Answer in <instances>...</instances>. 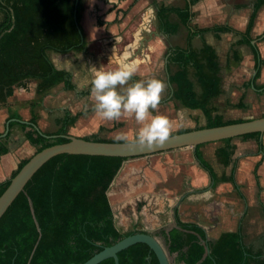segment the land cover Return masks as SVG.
Instances as JSON below:
<instances>
[{
  "label": "trees",
  "instance_id": "trees-1",
  "mask_svg": "<svg viewBox=\"0 0 264 264\" xmlns=\"http://www.w3.org/2000/svg\"><path fill=\"white\" fill-rule=\"evenodd\" d=\"M197 1L190 0L182 8L158 4L156 17L164 34L176 33L179 25L187 29L185 46L175 48L170 55L176 67L168 79L173 87L172 98L183 108L201 111L207 121L205 128L241 122L223 121L219 115L213 114L215 109L212 103L221 93L219 64L215 49L202 37L211 33L219 39L222 34H231L236 38L233 45L250 47L254 60V82L259 77L263 62L257 47L250 44V32L264 0H255L244 32L229 26L198 28L191 24L189 7ZM83 3L84 0H0V106L6 104L14 89L26 90L30 81H36L37 94L45 93L61 83L65 90L74 88L70 73L56 69L49 59V53L85 51L86 40L80 25ZM170 14L175 15L177 23L169 20ZM196 36L201 38L199 49L192 45ZM234 59L239 60L237 55H234ZM259 90L263 92L264 85ZM241 100L236 105L238 108L243 105ZM78 116L66 112L60 121V128L52 134L57 136L53 139L39 135L32 128L26 131L24 137L36 147L35 153L65 143L67 140L61 135H66L67 127ZM9 119H19V116L8 111ZM29 123L35 125V116H31ZM14 125L17 122H11L9 128ZM19 126L22 131L28 127L25 124ZM259 135L254 133L239 138H257ZM232 140H222L223 145L216 153L224 166L232 164L228 177L222 176L221 179L232 183L238 197L243 199L240 186L235 180L236 163L232 160L234 146L230 144ZM201 146L196 147L195 158L209 173L211 181H216L212 169L200 155ZM258 147L263 150L261 143ZM7 152L6 144L0 142V156ZM28 159L18 165L11 178ZM124 160L119 157L62 154L46 162L0 218V264H83L104 247L134 234V231L122 234L114 227L106 195ZM258 166L254 168L256 180ZM9 181L0 183V195ZM173 214L176 226L161 231L166 250L163 244L160 245L169 264H252L253 260L257 261L253 264H264V260H259L258 256L242 245L239 231L221 233L214 242L207 241L205 230L214 226L219 214L216 206L204 215L209 220L208 224L199 217L196 223L182 222L176 208ZM155 239L159 242L156 236ZM117 257L118 264H158L144 244H135L120 251ZM99 264H114V261L106 259Z\"/></svg>",
  "mask_w": 264,
  "mask_h": 264
},
{
  "label": "rangeland",
  "instance_id": "rangeland-1",
  "mask_svg": "<svg viewBox=\"0 0 264 264\" xmlns=\"http://www.w3.org/2000/svg\"><path fill=\"white\" fill-rule=\"evenodd\" d=\"M154 1H148L143 8L144 10L136 15L123 16L121 23H126V29L123 27L124 31L119 30L114 34L105 33L100 38L98 37V40L87 43L85 52H74L73 55L77 57L76 60L87 62L90 68L91 65H95L98 69L112 70L116 67L113 61L119 58L120 54L132 50V60L136 59L133 64L138 68L134 79L155 77L165 84L158 107L153 111L154 114L167 116L174 125H179L173 128L170 135L184 130L205 128L207 121L201 111L183 108L172 98L173 87L168 80L169 75L176 69L171 60V52L175 48L185 46L187 29L179 25L176 33L166 36L159 31L155 18L150 25L146 26L144 14L146 9L154 4ZM173 4L181 6L182 2H174ZM220 7L222 6L220 5ZM197 13L191 18V24L198 27L220 25L229 21L224 10L217 11L220 15L214 17H206ZM169 19L177 22V18L173 14ZM260 34L261 31L258 35ZM205 40L215 48L223 86L222 94L212 103L215 109L213 114L219 115L223 121H245L264 116V91L257 94L253 93L248 97L246 93L249 92V88L242 86V83L249 82L253 73L249 48L245 46L234 47L239 54V61L235 63V60L231 58V47L234 40L232 36H223L221 40H216L207 34ZM263 43L264 41L260 39L261 47ZM192 45L199 49L201 46L200 39L195 37ZM261 50L264 54V47ZM87 76L91 78V73ZM75 81L79 85V81ZM30 84L34 86L36 81H30ZM85 85L84 90H88L90 93V85L87 83ZM195 89L198 91L196 85ZM88 95L85 97L87 98ZM241 95L243 96L240 97ZM240 99H242L243 105L238 108L236 105ZM93 103L92 97H89L86 111L88 109L93 110ZM106 122L107 127L104 126L95 132H91L87 138L117 141L115 135L118 132L131 133L139 126L134 119L124 117L116 121ZM239 143L240 146H243L241 142ZM221 145H223L222 142H216V144L201 146V152L217 175L223 172L228 174L230 169V166L224 167L216 156V148ZM21 148L22 161L30 158L36 151V147L33 145ZM160 157V155L154 157L159 162L157 165L159 169H154L156 168L155 165L149 164L146 157L125 160L120 174L114 183L112 182L107 195L115 213V224L123 232H121L122 234L134 230L149 232L162 242L166 250L161 231L167 230L166 228L170 223H175L173 210L177 209L178 216L183 222H193L199 217L205 224H208L209 220L204 215L213 210L210 209L215 201L212 196L210 198V184L205 180L202 181L200 188H196L197 191L193 189L194 193L191 194L194 195L182 194L188 190L187 185H184L187 184L184 179L185 174H182V170L172 169L171 166L169 169H167L168 166L163 168ZM160 169H163L162 172ZM226 195L225 202L219 205L222 210L221 216L227 213L226 207L229 204L235 208L241 207L243 204V201L237 197L234 191H228ZM217 199L222 200L221 198ZM220 230H224L223 226L211 231L206 230L207 241L212 243Z\"/></svg>",
  "mask_w": 264,
  "mask_h": 264
},
{
  "label": "crops",
  "instance_id": "crops-1",
  "mask_svg": "<svg viewBox=\"0 0 264 264\" xmlns=\"http://www.w3.org/2000/svg\"><path fill=\"white\" fill-rule=\"evenodd\" d=\"M148 1L151 0H84L80 25L85 36L86 46L87 43H90L93 40H98L100 36L104 35L105 33L114 34L117 33L119 30L124 31V29H126V23H121L123 21H121L122 17H125V15L133 16L137 13L142 12L144 10L143 8L145 7ZM179 1L182 2L181 6L173 4L174 2L177 3ZM189 1L190 0L154 1V4L150 7H153L152 9L154 12L155 20L157 22L159 31L162 34L164 33L160 29L156 17L158 4L161 3L170 7L182 8L186 3H189ZM254 3L255 0H198L194 5H191L189 7V11L192 15V18L197 12L198 15L214 17L220 15L219 13H217V11L224 10V14L226 17L229 18V21L220 25L197 27L212 28L215 26H229L230 28L236 31L244 32L249 17L252 13ZM220 5L222 7L219 8ZM170 17L171 14L169 15V18ZM171 22L177 23L178 21ZM259 31H261L260 35H258ZM263 32L264 5L261 6L257 11L252 30L250 32V36L252 38L251 41H255L254 44H250L251 46L255 45L257 47L260 58L263 63L260 66L259 77L254 82L252 81V78L255 75V71H253L248 83H242L243 88H249V92L246 93V96L248 97H250L253 93H261L259 87L264 85V54L261 50L262 47H264V43L262 47L259 44V40L264 39ZM207 34L211 35L214 39L216 38L211 33H206L203 35V40L208 45L212 46L209 42L205 40V35ZM253 35H255L256 37H254ZM223 36L232 35L222 34L220 38L216 40H221ZM196 37H198L201 41V38L199 36ZM232 37L234 38V43L236 38L234 36ZM239 46L245 45H238V47ZM234 47L237 46L232 44L231 58L233 60H235L234 55H237L239 59V54L236 52V48ZM245 47L249 48V54L251 56L250 63L253 69L254 60L252 51L250 47ZM131 51L132 50H128L120 54V59L116 58V60L113 61V64H116L115 66H117V63L121 59L126 60L130 63H134L136 59L132 60ZM73 54L74 52L72 51L67 52L65 54H57L50 52L49 59L56 69L64 70L70 73L71 83L72 85H74V88L72 90H65L63 84L61 83L51 88L45 93L37 94L35 91L36 84L34 86H31V84L29 83L26 90L20 88L14 89L12 96L7 99L6 104L0 106V134L4 132L5 124L8 121V111L9 113H16L19 116V119L17 120L28 123L31 116H35V126L42 133L49 135H52L60 128V121L63 119L66 112L74 116L79 114L76 121L72 125L67 127L66 135L87 138L88 135L91 134V132H95V130H99L101 127L104 126L107 127L105 125V123L107 122L99 120L95 116L94 111L92 109H88L86 111L88 100L89 97H91V94L88 90H84V87L86 86L85 83H87L88 85V81L91 79L87 76L89 75V73H91L90 65L83 60H76L77 57ZM234 62L237 63L236 61ZM220 71L221 69L219 67V72ZM219 77L221 81L220 74ZM75 80L79 81V85L77 84L78 82H76ZM222 92L223 86L221 84L220 95L222 94ZM85 95H88V99L85 97ZM242 96L243 95H241L240 97ZM20 124L23 123L17 122V125H14L9 128L7 135L4 138L0 139V142L5 143L8 149V152L6 154L0 156V183L9 180L11 178V175L17 170L18 165L22 162L21 147L31 145L24 137L26 131H28L31 127L27 125L28 127L22 131L19 126ZM239 142H241L243 146H240L241 144ZM260 143L263 147V150H260L258 147ZM207 144H216V142ZM230 144L234 146V154L232 156V160L236 163L235 180L238 185H243H241L242 187L239 185L240 190L244 189V192L241 190V193L244 196L243 199L238 197L232 183L221 179L222 176L228 177L232 168V164L228 165L230 166L228 174L223 172L220 175H217V173L213 170L212 166H210L208 161L205 159V155L203 154V152H201V147L199 148L200 155L202 159L212 169V172L215 174L216 181H211L209 173L200 166L199 162L195 158V150L193 151V149L190 147L170 150L159 154L146 156V160L149 164L151 163L152 165H155L156 168L154 169H159V167L157 166L159 162H157L154 157H158V155H160V163L161 165H163V168L165 166H168L167 169H169V167L171 166L172 169L182 170V174H185V183H187L184 185H187L188 188L185 193L182 192V194L184 195L187 193H194L193 189L197 191L196 188H200V185L203 180L209 182L210 198L212 196L215 201L210 210L214 209V207L216 206L219 210V214L216 218V223L208 231L216 229L219 226H223L224 230H220L218 236L221 233L225 232L239 231L242 245L247 248L253 255L258 256L259 260H264V133L260 134L257 138L241 139L239 137H236L233 138ZM221 146H217L216 150ZM216 156L219 159L217 153ZM257 164H259V166L256 171V174L258 176L256 180L254 177V168ZM162 170L163 169H160V172H162ZM257 182L259 186L257 185ZM228 191H234L237 197L243 201V204L241 207L238 208H235L231 204H229L228 207H226V210H228L226 211L227 213H225L224 216H221L222 210L221 206L219 205L225 202L227 198L226 194L228 193ZM217 198H221L222 200H219ZM113 223L116 226L115 217H113ZM185 223H196V221ZM175 226L176 223L173 222L170 223V225L166 229L174 228ZM119 232L121 233L122 231L119 230ZM218 236L214 239V241L218 238ZM159 242L160 244H162L160 240ZM256 262H254L253 260L252 264Z\"/></svg>",
  "mask_w": 264,
  "mask_h": 264
},
{
  "label": "water",
  "instance_id": "water-1",
  "mask_svg": "<svg viewBox=\"0 0 264 264\" xmlns=\"http://www.w3.org/2000/svg\"><path fill=\"white\" fill-rule=\"evenodd\" d=\"M74 21L76 16L74 11ZM252 44L255 41H251ZM17 121L23 123L34 129L39 135L53 139L56 135H45L35 125L28 122H23L17 119H9L4 128V132L0 134V139L4 138L9 131V123ZM264 133V116L241 121L238 123L226 124L216 127L194 129L187 132L172 134L168 140L160 146H137L126 142H100L87 140L80 137H73L70 135H61L67 142L55 144L44 148L33 154L28 161L20 168V170L10 178L8 186L0 195V218L4 215L6 210L23 190L32 176L51 158L67 154V155H85V156H103V157H119L125 160L146 157L170 150L190 147L195 150L199 145L218 142L230 138L241 137L248 134ZM125 160L121 163L120 168L112 179L114 183L116 177L120 174ZM110 183L106 195L112 185ZM112 215L115 217L112 206L110 205ZM117 229V227L114 225ZM118 230V229H117ZM119 231V230H118ZM135 244H144L154 254L158 264H169L167 255L160 243L153 235L146 232H138L126 236L116 242L115 244L104 247L99 252L95 253L83 264H99L106 259H113L114 264H118L117 254Z\"/></svg>",
  "mask_w": 264,
  "mask_h": 264
},
{
  "label": "clouds",
  "instance_id": "clouds-1",
  "mask_svg": "<svg viewBox=\"0 0 264 264\" xmlns=\"http://www.w3.org/2000/svg\"><path fill=\"white\" fill-rule=\"evenodd\" d=\"M154 18L153 9L149 7L145 13V25H150ZM90 71L88 83L95 116L101 121L132 118L139 125L131 133L118 132L115 135L117 141L137 146H160L168 140L173 128L179 126L167 116L154 114L165 87L162 80L155 77L133 79L138 68L123 59L112 70L91 65Z\"/></svg>",
  "mask_w": 264,
  "mask_h": 264
},
{
  "label": "flooded vegetation",
  "instance_id": "flooded-vegetation-1",
  "mask_svg": "<svg viewBox=\"0 0 264 264\" xmlns=\"http://www.w3.org/2000/svg\"><path fill=\"white\" fill-rule=\"evenodd\" d=\"M131 232H133V231H131ZM134 232H135V233H138V232H143V231H137V230H134ZM135 233H134V234H135ZM153 236H154V235H153ZM154 238H155V236H154ZM150 252H151V251H150ZM153 255H154V254H153ZM157 263H158V262H157Z\"/></svg>",
  "mask_w": 264,
  "mask_h": 264
}]
</instances>
